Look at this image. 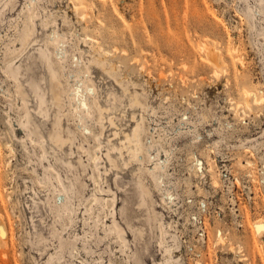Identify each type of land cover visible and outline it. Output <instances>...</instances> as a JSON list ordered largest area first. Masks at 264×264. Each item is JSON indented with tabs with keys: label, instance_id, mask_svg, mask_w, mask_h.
I'll use <instances>...</instances> for the list:
<instances>
[{
	"label": "rangeland",
	"instance_id": "rangeland-1",
	"mask_svg": "<svg viewBox=\"0 0 264 264\" xmlns=\"http://www.w3.org/2000/svg\"><path fill=\"white\" fill-rule=\"evenodd\" d=\"M0 241V264H264V0H0Z\"/></svg>",
	"mask_w": 264,
	"mask_h": 264
},
{
	"label": "bare ground",
	"instance_id": "bare-ground-1",
	"mask_svg": "<svg viewBox=\"0 0 264 264\" xmlns=\"http://www.w3.org/2000/svg\"><path fill=\"white\" fill-rule=\"evenodd\" d=\"M74 9L75 10H78V4H76L74 6ZM201 50L203 49L204 52H205V55L208 57V59L214 64L215 68H218L219 67H222L224 65V61H225V58L224 56L222 55V53H220V51L217 49V48H212V49H208L205 47V45L202 43L201 45ZM234 51H236V48H233ZM43 59V58H42ZM235 59V58H234ZM43 62L46 64L47 66V69L49 71V75H50V79H51V91L52 92V99H58L60 97V89H59V81L56 79V75H55V72L50 68V66L48 65V62L46 60L43 59ZM223 64V65H222ZM224 67V66H223ZM222 69V68H221ZM12 72H15V69L14 68H11ZM48 75V76H49ZM218 76V75H217ZM32 88V91H33V94L34 96L36 97V99L38 100L40 96H44L45 97V101H46V105H47V100H46V96H45V93H44V90H42L40 88V86L37 84V83H34V82H30L29 84ZM49 85V83H48ZM61 88V87H60ZM47 89V88H46ZM92 92V91H91ZM23 95V94H22ZM47 95V94H46ZM243 96H244V99L246 101V105H250V104H258L260 103V100L258 98H256V96L253 94V92L249 91V90H244L243 91ZM38 102V101H37ZM82 106H85V104H82ZM52 107V106H51ZM31 112V111H29ZM36 112V111H35ZM37 113V112H36ZM29 116V114H28ZM57 116H58V113L55 115V120L53 121V124H52V127L48 133V138L51 142H53V145H57V146H62L64 145L66 142H70V139H66V140H62L61 141H57L56 139V142L57 143H54V137H55V123H56V119H57ZM43 117H47V116H43ZM47 119V118H46ZM109 119V118H108ZM107 121V120H106ZM111 123V122H110ZM109 123V124H110ZM26 124L29 126V121L26 122ZM138 128H139V125H137L132 132H130L131 134H126L124 136V141L122 139L121 141V147L119 149V152L122 150L124 151L123 149L126 150V152L128 153V158H130V160H135V159H138V154L140 153L141 151V146H140V139H139V135H138ZM132 130V129H131ZM30 132L38 135L39 132L36 131V130H31L30 129ZM117 133V132H116ZM124 133V132H123ZM126 133V132H125ZM40 135V134H39ZM115 135V134H114ZM123 135V134H122ZM45 139V138H44ZM120 141V140H119ZM120 143V142H119ZM56 148V147H55ZM61 148V147H60ZM111 150H115V148H108L107 151H106V157H107V160L111 163H113V161L111 160V157L109 155V152ZM112 153V151H111ZM125 153V152H124ZM118 154V153H116ZM112 156V155H111ZM119 156V154H118ZM120 156L121 153H120ZM113 159V158H112ZM121 159V158H120ZM121 161V160H120ZM127 161V160H126ZM76 162V161H75ZM128 164V163H127ZM68 165H70L72 168L73 166L68 163ZM114 165V164H113ZM124 165V164H123ZM147 192L144 190V188L142 187V190H141V196H140V201L138 202V208L140 209V207L142 208V206H144V202H145V199H144V195H146ZM42 205V204H41ZM48 208V207H47ZM99 212V209H95L94 210V217L96 218L97 217V214ZM99 221V220H98ZM262 227V226H261ZM143 229V228H142ZM141 228H138L136 229L134 235H135V239L136 241H142L141 239L143 238V230ZM157 229V228H156ZM1 243V241H0Z\"/></svg>",
	"mask_w": 264,
	"mask_h": 264
}]
</instances>
